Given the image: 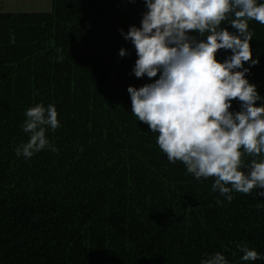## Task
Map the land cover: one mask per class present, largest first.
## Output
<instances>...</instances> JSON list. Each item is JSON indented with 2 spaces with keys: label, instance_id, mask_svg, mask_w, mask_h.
I'll use <instances>...</instances> for the list:
<instances>
[{
  "label": "trees",
  "instance_id": "16d2710c",
  "mask_svg": "<svg viewBox=\"0 0 264 264\" xmlns=\"http://www.w3.org/2000/svg\"><path fill=\"white\" fill-rule=\"evenodd\" d=\"M49 4L0 11V264H201L217 252L228 264H264V189L233 190L229 202L213 191L215 178L197 180L182 162L170 163L158 133L131 111L127 89L159 78L135 77L138 57L124 38L141 27L144 0ZM227 23L221 28L238 34ZM249 30L259 63L244 64L245 78L260 107L264 25L252 20ZM231 55L219 50L216 58ZM39 104L57 109L60 127L46 137L58 152L18 157L30 138L26 110ZM254 159L264 153L243 162ZM237 245L259 259L244 261Z\"/></svg>",
  "mask_w": 264,
  "mask_h": 264
},
{
  "label": "clouds",
  "instance_id": "9594fccd",
  "mask_svg": "<svg viewBox=\"0 0 264 264\" xmlns=\"http://www.w3.org/2000/svg\"><path fill=\"white\" fill-rule=\"evenodd\" d=\"M146 13L141 27H130L124 36L135 47L136 78H159L139 89H127L131 111L140 122L158 133L157 144L170 163L182 162L197 180L215 178L213 191L231 202L233 190L251 194L264 189V161L245 166L243 157L264 153V106L255 85L245 78L253 60L249 21L264 25V3L257 0H144ZM233 18L229 20V16ZM228 25L238 34L221 25ZM190 33L198 34L190 35ZM206 38V39H205ZM14 42V40H13ZM219 50H231L223 63ZM126 51L121 49L120 56ZM239 69H243L240 71ZM241 110L232 112V101ZM60 127L54 105H36L26 110L23 131L29 141L16 155L25 159L50 145L46 131ZM243 150V151H242ZM247 167V174L241 169ZM231 185V187H228ZM264 196V191L259 192ZM219 203V201H218ZM244 261L259 259L255 250L237 245ZM201 264H228L219 252Z\"/></svg>",
  "mask_w": 264,
  "mask_h": 264
},
{
  "label": "rangeland",
  "instance_id": "374dc122",
  "mask_svg": "<svg viewBox=\"0 0 264 264\" xmlns=\"http://www.w3.org/2000/svg\"><path fill=\"white\" fill-rule=\"evenodd\" d=\"M49 0H0V11H47Z\"/></svg>",
  "mask_w": 264,
  "mask_h": 264
}]
</instances>
